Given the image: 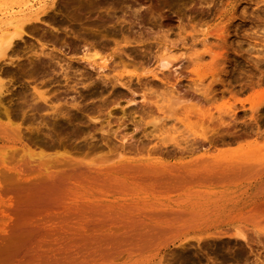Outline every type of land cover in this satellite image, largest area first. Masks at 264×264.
<instances>
[{
  "label": "bare ground",
  "instance_id": "1",
  "mask_svg": "<svg viewBox=\"0 0 264 264\" xmlns=\"http://www.w3.org/2000/svg\"><path fill=\"white\" fill-rule=\"evenodd\" d=\"M15 1L22 6L2 12L4 18L0 20V191L27 192L31 197L47 198L48 204L64 196L74 201L79 191H86L87 196L81 203L84 210H7L3 204H10L11 197H2L0 192V248L8 252L0 264H162L161 253L170 245L181 250L172 254L171 260L196 264L200 256L194 255V259L185 249L191 239L197 244L222 238L240 240L249 250L262 242L264 231L259 234L255 225L264 217V210H256L264 206V163L251 156L227 159L207 150L247 136L245 124L243 130L240 128L243 134L234 124L240 111L228 108L226 120L220 112H212L213 108L200 115L192 109L194 103L186 104L189 109L180 106L185 102L180 96L191 88L205 101L216 95L212 98L214 90H196L193 84L179 90L176 81H170V72L178 75L180 66H173L169 58H158L154 68L143 70L135 79L124 71L110 74L117 64L127 63L118 53L124 49L107 56L95 51L81 54L89 68L95 65L94 73H79V82L88 87L79 98H90L87 102L81 104L71 97L69 103L63 102L69 108L64 109L58 99L50 101L45 90L32 85L28 90L23 86L17 93L20 101L13 103L1 75L15 72L1 63H14L12 56H17L15 46L26 33L25 24L42 21L52 25L48 12L56 8L55 0L35 8L31 7L41 0ZM46 54L50 58L56 55L52 50ZM148 55L149 50L126 52L132 64ZM107 60H111L110 67ZM58 65L62 78H70L69 65ZM106 67L109 73L104 72ZM39 68H30L27 75L46 76L54 71L48 64ZM95 81L101 82V87H95ZM152 85L161 86V91L153 90ZM140 92L136 101L134 96ZM151 95L156 99L150 100ZM123 101L126 104L121 105ZM152 104L159 111L166 107L163 112L180 104V112L178 107L175 110L185 132L163 134L150 128L145 132V123V129H140L141 118L153 113ZM127 116L133 121V130L127 129ZM138 132L141 134L136 138ZM152 138L157 143L148 146L151 140L148 145L146 140ZM199 147L203 151L195 152ZM156 151L162 156L154 157ZM93 154L116 157L85 159ZM130 193L166 199L151 203L152 210H137L138 205L128 203L133 199L127 197ZM23 203L25 200L20 201ZM123 206L129 210H116ZM43 222L48 225L43 227ZM72 225L75 231L68 233ZM197 246L201 248V244ZM237 257L242 258V252Z\"/></svg>",
  "mask_w": 264,
  "mask_h": 264
},
{
  "label": "rangeland",
  "instance_id": "2",
  "mask_svg": "<svg viewBox=\"0 0 264 264\" xmlns=\"http://www.w3.org/2000/svg\"><path fill=\"white\" fill-rule=\"evenodd\" d=\"M55 1L56 8L48 12L52 25L45 24L42 21H32L25 24L26 33L23 34L21 40L17 41L16 46L14 45L18 49L17 56H12L14 63H1L4 68L12 69L15 72L12 76L1 75L9 86L13 103L20 101L17 98V93L23 86L28 90L32 88V85L45 90L50 97V101L58 99L64 109L69 108L63 102L69 103L71 97H75L78 103L81 104L87 102L90 98H86L87 100L79 98V94L87 92L86 89H88L79 82L81 77L79 73L87 70L94 73L95 65L93 64L94 67L89 68L88 63L81 60V54L86 51H95L100 56H107L113 54L114 51L115 53L121 51L119 49H122L123 52L124 49L123 53H118L124 59L123 61L126 60L127 63L117 64L115 69L110 72L108 67L111 66V60H107L108 67L104 69V72L108 71L111 74L124 71L125 74L131 75L132 79H135L134 76L142 75L143 70L154 68L157 59L165 57L172 60L173 66H180L177 70L181 75L170 72L172 75L170 81H176V87L179 90H182L180 86L184 88L193 84L192 87L196 86V90L198 87L199 90L205 92H209L208 89H211L212 92L215 91L212 96L213 98L216 95L215 98L205 101V98L202 99L203 97L200 96L199 91L193 93L192 88L189 91L190 87L188 86L189 92L184 91L187 95L184 92L182 95L180 94L181 96L179 95L180 99L185 100L182 104L180 103L181 105L176 106L179 112L180 106L189 109L188 105L194 103L195 107L192 109L196 108L197 114H203V110L209 109L210 111L213 108L212 112L218 111L224 119L229 120L228 115L225 114L226 111L229 109L240 111L234 124L235 127H239L238 131L242 134L245 131L244 134H247V136L242 135L240 137L244 136V138H239L238 141L235 140L228 145L218 144L216 148L212 146L207 150L211 149L212 153L221 154L222 157L227 159L251 156L264 163V0L257 3V0H209L210 2L208 0L207 2L203 0ZM32 2H35V0ZM48 2L50 3L51 0H41L31 8L42 6ZM19 6H22L19 1L0 0V20L4 18L2 12ZM27 10L24 9V11ZM124 39L126 41L133 39V42L125 43ZM134 40L137 42H134ZM50 50L56 54L53 58L46 54ZM129 50L137 52L149 50L150 55L146 56L144 61H136V64H132V61L128 60L126 56V52H129ZM113 59L117 61V57ZM129 61L131 64L128 63ZM58 62L62 64V67L69 65L67 74L70 78L67 80L62 78V73H60L62 70ZM43 64L50 65L54 68V71L47 73L46 76L38 74L29 77L27 75L30 68L40 69L39 67ZM131 70L134 73H130ZM93 77H95L94 74ZM101 85L102 83L99 81L94 82L95 87H101ZM158 85L156 88L159 91L161 86L158 89ZM153 88V90H156L155 86ZM196 94H199V98ZM186 96L191 100L185 98ZM134 97L138 99L136 101H139L141 92L140 95L135 94ZM153 97L151 95L150 100ZM154 98L156 99V96ZM197 98L199 102H195L198 100ZM194 99L195 101H193ZM183 103L188 104L187 107ZM120 104L124 105L126 103L123 101ZM153 105L152 109L155 106ZM163 109H166V107L162 106V111H159L160 108L155 106V111L153 110L152 114L142 117L141 125L139 124L140 129H145L146 126L145 132L150 128L151 130L157 129L156 133L166 134L171 131L172 134H179L185 128L177 118L180 117V113H177V109H173L175 112L172 109L163 112ZM29 113L27 112V114ZM128 119L127 122L132 120L131 117ZM148 122H150L149 125ZM151 122L152 124L156 122V127H153V124L151 125L153 128H151ZM130 124L127 128L128 131L129 129L133 130V121ZM247 124H250V127ZM242 125L245 126L244 131H242L244 129ZM240 128L243 129L240 130ZM248 132L250 133L248 134ZM140 134L138 132L134 136L138 138ZM152 139L146 140L147 145L151 140L148 146L153 143L155 145L156 138ZM170 145L173 148L174 145L169 142ZM203 146L206 148L208 144L204 143ZM200 151H203L201 147L195 152ZM156 152V154L153 153L154 157L162 156L159 151ZM112 156L116 157V154H93L86 156L85 159L99 160L103 158L110 160ZM0 192L2 197H11L10 204L8 202L3 204V207H6L7 210H84L81 203L87 196L86 191H79L75 195L74 201H70L64 196L58 199L60 201L57 200L48 204L47 198L31 197L27 192H6L3 189ZM127 197L133 198L128 203L138 205L137 210H152V207L149 206L151 203L166 199L152 197L148 193H130ZM21 200H25V203L20 204ZM116 210H129V208L123 206L116 208ZM256 210H264V206ZM41 225L46 227L48 223L43 222ZM74 227L72 225L68 233H73L75 231ZM255 228L259 234L264 231V217L255 225ZM261 236L262 240L263 235L261 234ZM42 238H46V235L42 234ZM210 241L201 240L197 244L195 240L191 239L190 243L185 245V249L188 250L187 253L192 257L195 255L199 258L200 256L199 263L196 264H264V238L259 244L253 245L252 250H249L250 248L240 240L222 238ZM200 244L201 248L197 246ZM199 250L201 252L204 250L206 254H201ZM180 251V247L170 245L162 251L163 261L161 263L177 264L178 262L171 260L170 257ZM239 252H242V258L237 257ZM219 254H223L226 259H221ZM7 255L8 252L0 248V260L5 259ZM195 257L193 258L195 259ZM179 264L190 263L186 261Z\"/></svg>",
  "mask_w": 264,
  "mask_h": 264
}]
</instances>
